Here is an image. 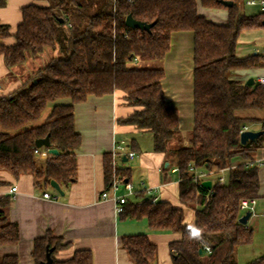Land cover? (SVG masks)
Wrapping results in <instances>:
<instances>
[{
	"label": "trees",
	"instance_id": "trees-1",
	"mask_svg": "<svg viewBox=\"0 0 264 264\" xmlns=\"http://www.w3.org/2000/svg\"><path fill=\"white\" fill-rule=\"evenodd\" d=\"M40 1L45 3L23 9L15 34L0 23V56L9 71L47 49L58 52L16 89L0 92V172L15 179L31 174L40 188L53 180L60 185L74 182L75 151L82 142L75 127V105L90 95L118 93L133 107L118 122L151 133L154 151L175 163L182 178L180 200L194 208L195 221L193 225L186 221L184 207L153 201L142 192L122 204L119 217H145L152 229L180 234L170 243L174 264H239L237 248L251 244L254 235L239 221L240 202L258 197L260 190L259 167L248 166L245 160L255 158L264 146V134L241 142L242 127L260 122L264 131V119L239 112L264 110V85L241 81L235 71L264 65V56L238 57L236 46L243 29L264 24V11L248 15L234 3L228 22L219 24L199 14L197 0ZM201 3L224 6L222 0ZM5 4L0 0V6ZM129 15L153 26L131 28L126 24ZM176 31L194 33V128L187 142L178 110L168 105L163 87L164 62ZM10 36L14 43H5ZM152 61L157 65H142ZM47 136L59 153L43 160L35 152L36 140ZM236 158L242 161L233 167ZM191 162L206 169L230 167L226 183L216 181L211 188L198 184L188 174ZM128 172L129 168L117 167L113 155H106L108 185L117 176L126 181ZM8 184L0 178V185ZM12 200L11 194L0 196V246L20 239L18 223L9 217ZM68 245L52 232L37 238L32 251L35 264H44L51 248L53 264H92L88 249L57 259L55 253ZM121 245L134 264H154L157 258L158 247L146 234L123 236ZM0 264H20L19 257L0 256ZM245 264H264V254Z\"/></svg>",
	"mask_w": 264,
	"mask_h": 264
},
{
	"label": "crops",
	"instance_id": "crops-1",
	"mask_svg": "<svg viewBox=\"0 0 264 264\" xmlns=\"http://www.w3.org/2000/svg\"><path fill=\"white\" fill-rule=\"evenodd\" d=\"M5 1L6 4L0 6V23L8 24L12 34H15L23 21V9L43 2ZM197 1L200 15L219 24L228 22L230 7L225 5L207 7L201 3V0ZM231 1L239 5V8L248 15L264 11L260 4L249 5L247 0ZM248 7L256 10L248 13ZM14 41V36L4 40L7 44H12ZM44 53L51 52L47 49ZM255 53H264V24L243 29L238 39L236 46L238 57H247ZM164 67L166 75L163 79V87L167 103L177 108L180 128L186 137L194 128V33L192 31H176L172 34L171 48L167 53ZM8 72L4 58L0 56V77H4ZM260 76H264V65L235 71V77L244 82L250 78H254L257 82ZM21 82L12 83L3 92L13 91ZM2 89L1 86L0 92ZM132 111L133 107L118 93L90 95L85 101L75 105V127L82 136V142L75 151L77 178L69 185H61L64 195L54 188L50 189L51 183L43 188L36 186L31 174L15 179L6 171L0 172V178L9 182L8 185H0V196L10 194L13 186L18 188V193L13 196L9 217L18 223L20 231V239L16 244L0 246V256L14 254L19 257L20 264H35L32 255L35 240L52 232L53 235L69 243L67 247L55 253V257L59 260L72 257L77 250L88 249L93 254L92 264H134L128 252L122 247L121 239L126 235L146 234L158 247L154 264H174L170 243L178 239L180 234L170 230L152 229L145 217L121 219L117 212V204L111 198L114 192L106 181L105 157L107 154L113 155L116 145L124 142L127 146L126 152L133 151L135 155L129 157L123 153L118 154L115 159L117 167L129 168V177L126 181L133 183L135 189V195L131 197L134 198L137 193L142 192L146 196L158 197V200L184 207L186 221L191 225L194 224V208L184 205L180 200L179 184L182 178L176 170L175 163L167 159L163 153L154 151V138L151 133L140 132L131 125L118 122ZM254 111L258 112L249 115L250 117L264 119V110ZM249 126L250 130H261L260 122ZM255 126L259 129H254ZM41 149L49 148L41 147ZM38 155L43 160L47 158ZM125 157L127 160L124 159ZM255 158H264V146L257 150ZM240 161L242 160L236 158L232 166ZM259 175L260 190L256 197L255 215H251L246 224L253 230V241L251 244L237 248L236 256L239 264H245L264 254V166L259 167ZM213 176L215 179L210 176L206 180L216 182L217 176ZM106 191L110 196L103 198L102 193ZM44 192L50 193L51 197H44ZM126 192L125 186L122 185L118 193Z\"/></svg>",
	"mask_w": 264,
	"mask_h": 264
},
{
	"label": "built area",
	"instance_id": "built-area-1",
	"mask_svg": "<svg viewBox=\"0 0 264 264\" xmlns=\"http://www.w3.org/2000/svg\"><path fill=\"white\" fill-rule=\"evenodd\" d=\"M247 4L249 5H258L260 4L262 6V9L264 10V0H247ZM264 56V53H263ZM257 82L261 85H264V76H260L257 79ZM1 89V85H0ZM250 130L249 125H244L241 129V134L245 131ZM127 146L125 145L124 142L119 143L116 145L114 151H113V156L116 157L118 154H127L129 157H133L135 155V152L130 151L126 152ZM37 154H41L44 157H50L53 154L49 151V149L43 150L41 148H38L35 150ZM245 163L248 164V166L251 167H261L264 166V158L258 159V158H253L249 160H245ZM234 167V166H233ZM230 167L228 168H223V169H206L204 167H199L197 166L194 162L189 163L188 167V174L193 177L195 182L198 184H202L206 179H208L210 176L216 175L217 176V182L224 184L227 181V171H229ZM177 170V169H176ZM213 184V182H212ZM124 185L127 192L124 194H119V190L121 186ZM111 189L113 190V196L111 198L114 199V201L117 204V212L122 211V204L128 201V199L135 195V189L133 183L129 181H124L122 180L119 176L115 177L112 184H111ZM18 193V188L16 186H13L10 189V194L12 196L16 195ZM103 198H108L110 196L109 192H103L102 193ZM44 197L50 198L51 195L48 192H44ZM158 197H153V201H157ZM257 204V198L251 197V198H244L240 202V209L241 211L245 214L246 212H251V215H255V207ZM207 252L210 253L211 249L209 246L205 247Z\"/></svg>",
	"mask_w": 264,
	"mask_h": 264
},
{
	"label": "water",
	"instance_id": "water-1",
	"mask_svg": "<svg viewBox=\"0 0 264 264\" xmlns=\"http://www.w3.org/2000/svg\"><path fill=\"white\" fill-rule=\"evenodd\" d=\"M222 3L225 5V6H228V7H231L234 3L233 1L231 0H222ZM126 24L131 27V28H142V29H150L153 24H149L147 22H143V21H140V20H136L132 15H129L127 17V20H126ZM248 84H254L255 83V79L254 78H250L248 81H247ZM264 134V131L263 130H258V131H254V130H248V131H245L241 134V142L243 144H246L248 143L249 141H254L256 140L257 138H259L260 136H262ZM36 145L41 148V147H47L49 148V151L52 153V154H55L57 155L59 152L57 149L55 148H52L51 147V142H50V138L49 136L45 137V138H40L38 140H36ZM125 160H127V158L125 157L124 158ZM203 186L205 188H211L212 186V181L211 180H206L204 181L203 183ZM51 185L61 194V195H64V191L62 190V187L61 185L56 182V181H51ZM251 217V212H246L244 215L241 216L240 218V222L242 224H247L248 223V220L249 218ZM54 249L51 248V249H48V252H47V260L45 261L44 264H53V258H52V251ZM203 250H200V253H202Z\"/></svg>",
	"mask_w": 264,
	"mask_h": 264
},
{
	"label": "rangeland",
	"instance_id": "rangeland-1",
	"mask_svg": "<svg viewBox=\"0 0 264 264\" xmlns=\"http://www.w3.org/2000/svg\"><path fill=\"white\" fill-rule=\"evenodd\" d=\"M43 3H45V2H42V4ZM254 10H256V8L248 7L247 12L252 13V11H254ZM49 51L51 53H43L42 55H39L37 57L30 58L23 65H19V66L15 67L14 69L13 68L10 69V71L8 72L7 75H5L4 77H0V84H2L1 86L3 88L1 91L2 92L6 91L7 87L16 81H24L32 73L33 70H35L40 65H44L45 63H47L53 56L58 55V52L54 51L51 48L49 49ZM146 64H148L149 66H152V67L157 65V63L155 61H152V63H145L142 65H146ZM257 112L258 111H254V110H245V111H240L239 114L249 116L252 114H256ZM46 115H47V112L44 114L43 119L46 117ZM254 129H259V127L255 126ZM188 135L186 137L183 135L185 137L184 139H186L188 137ZM185 142H187V139L185 140ZM210 178L215 179V176H211ZM49 188L53 189L54 187L52 185H50ZM242 263H245V262H242Z\"/></svg>",
	"mask_w": 264,
	"mask_h": 264
}]
</instances>
